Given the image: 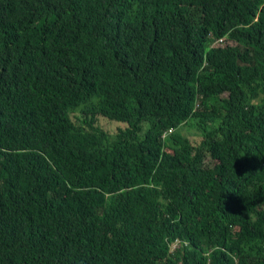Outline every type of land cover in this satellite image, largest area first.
<instances>
[{
    "label": "trees",
    "instance_id": "1",
    "mask_svg": "<svg viewBox=\"0 0 264 264\" xmlns=\"http://www.w3.org/2000/svg\"><path fill=\"white\" fill-rule=\"evenodd\" d=\"M0 264H264V0H0Z\"/></svg>",
    "mask_w": 264,
    "mask_h": 264
},
{
    "label": "rangeland",
    "instance_id": "2",
    "mask_svg": "<svg viewBox=\"0 0 264 264\" xmlns=\"http://www.w3.org/2000/svg\"><path fill=\"white\" fill-rule=\"evenodd\" d=\"M224 45H225V41H223L221 43H217L216 46H224ZM93 98H95V97H93ZM91 102L94 104L96 102V99H92ZM88 105H89V102L83 103L79 107H77L76 110L73 113H71V118L74 121H76L77 117L83 118L84 113L81 110L88 109ZM98 124L103 129H105L109 134L115 133L117 131L118 127H124L126 125L124 122L109 120V119H107L105 117H101V116H98ZM179 131L183 137L188 138L190 140H193L194 142H196V144H198L200 142V137H198L195 129L190 128L188 126H183L182 128L179 129Z\"/></svg>",
    "mask_w": 264,
    "mask_h": 264
},
{
    "label": "built area",
    "instance_id": "3",
    "mask_svg": "<svg viewBox=\"0 0 264 264\" xmlns=\"http://www.w3.org/2000/svg\"><path fill=\"white\" fill-rule=\"evenodd\" d=\"M222 41H219L218 43H221Z\"/></svg>",
    "mask_w": 264,
    "mask_h": 264
}]
</instances>
